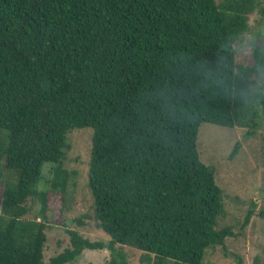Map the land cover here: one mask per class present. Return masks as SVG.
<instances>
[{
  "label": "trees",
  "instance_id": "trees-1",
  "mask_svg": "<svg viewBox=\"0 0 264 264\" xmlns=\"http://www.w3.org/2000/svg\"><path fill=\"white\" fill-rule=\"evenodd\" d=\"M254 12L264 0H0V264H43L48 187L63 194L67 136L83 128L86 187L108 241L67 231L69 248L47 264L104 248L107 264H128L123 246L140 264H202L223 249L221 190L196 137L203 123L245 138L264 130V109L244 95L259 58L235 60ZM233 69L244 78L230 91Z\"/></svg>",
  "mask_w": 264,
  "mask_h": 264
},
{
  "label": "rangeland",
  "instance_id": "rangeland-1",
  "mask_svg": "<svg viewBox=\"0 0 264 264\" xmlns=\"http://www.w3.org/2000/svg\"><path fill=\"white\" fill-rule=\"evenodd\" d=\"M248 30L240 43L251 37L264 38V15L253 13L247 21ZM236 45V53L239 45ZM259 47V44L257 45ZM237 63L251 65L253 57L235 54ZM244 129L222 128L203 123L196 137V152L199 160L214 168V182L221 190L223 216L216 229L229 228L231 236L225 238L224 248L215 246L206 250L202 264H264V219L257 213L264 211V130H258L253 136L244 137ZM68 150L65 151L62 170L66 175L64 192L49 190L46 203L47 226L43 245V264L69 248L67 231H75L90 241L108 239L98 230L93 217L90 193L86 187L87 169L90 156L91 129H74L68 134ZM238 143L234 157L228 158L233 146ZM0 161V197L4 169ZM48 178L46 170L43 173ZM50 178V177H49ZM42 188V187H41ZM27 219L36 217L38 203L27 202ZM248 210H252L247 226L241 223ZM38 221V219H37ZM128 264H140V252L123 246L118 248ZM109 252L102 250H83L71 264H107Z\"/></svg>",
  "mask_w": 264,
  "mask_h": 264
},
{
  "label": "clouds",
  "instance_id": "clouds-1",
  "mask_svg": "<svg viewBox=\"0 0 264 264\" xmlns=\"http://www.w3.org/2000/svg\"><path fill=\"white\" fill-rule=\"evenodd\" d=\"M259 44V47L257 45ZM231 55V52L229 53ZM237 55L244 54L248 56H257L259 61L256 65V76L254 82L249 83L247 91L244 92L245 97L248 100L246 107L255 109H264V38L251 37L243 40L239 45V51ZM242 73L233 69V81L229 85L230 91H235V81L243 79Z\"/></svg>",
  "mask_w": 264,
  "mask_h": 264
}]
</instances>
